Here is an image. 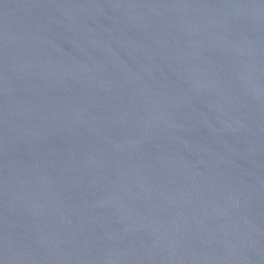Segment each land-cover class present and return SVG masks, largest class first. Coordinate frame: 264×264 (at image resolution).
Returning a JSON list of instances; mask_svg holds the SVG:
<instances>
[{"label":"water","instance_id":"water-1","mask_svg":"<svg viewBox=\"0 0 264 264\" xmlns=\"http://www.w3.org/2000/svg\"><path fill=\"white\" fill-rule=\"evenodd\" d=\"M0 264H264V0H0Z\"/></svg>","mask_w":264,"mask_h":264}]
</instances>
